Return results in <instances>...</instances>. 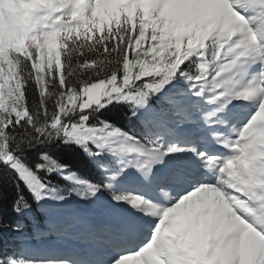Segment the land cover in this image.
I'll use <instances>...</instances> for the list:
<instances>
[{
    "label": "snow or ice",
    "instance_id": "6c2138e0",
    "mask_svg": "<svg viewBox=\"0 0 264 264\" xmlns=\"http://www.w3.org/2000/svg\"><path fill=\"white\" fill-rule=\"evenodd\" d=\"M5 203L0 264H264V0H0Z\"/></svg>",
    "mask_w": 264,
    "mask_h": 264
},
{
    "label": "trees",
    "instance_id": "16d2710c",
    "mask_svg": "<svg viewBox=\"0 0 264 264\" xmlns=\"http://www.w3.org/2000/svg\"><path fill=\"white\" fill-rule=\"evenodd\" d=\"M0 214H3L6 222L12 224V228L9 231H7V232L0 231V248H2L5 245V243H7L12 248H20L21 245L18 242H15L11 239V237L15 234L14 233L15 217H13V215L10 212V209L6 203L4 205L0 206ZM39 227L41 228V230H43L45 228V225L41 222ZM33 235H34V233H33ZM50 240H57V237L54 234H52L46 238H34L33 239V245L39 246V244L46 243L47 241H50Z\"/></svg>",
    "mask_w": 264,
    "mask_h": 264
}]
</instances>
